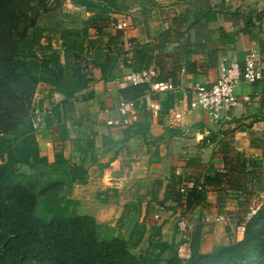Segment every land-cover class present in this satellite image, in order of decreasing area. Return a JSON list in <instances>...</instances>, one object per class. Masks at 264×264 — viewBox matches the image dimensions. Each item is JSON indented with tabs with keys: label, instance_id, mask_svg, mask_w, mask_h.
<instances>
[{
	"label": "crops",
	"instance_id": "1",
	"mask_svg": "<svg viewBox=\"0 0 264 264\" xmlns=\"http://www.w3.org/2000/svg\"><path fill=\"white\" fill-rule=\"evenodd\" d=\"M124 18L128 29L107 26L100 35L87 24L90 38H101L111 52L93 57L90 50L83 68L89 80L72 105L64 106L65 95L56 85L41 82L36 87L40 164L54 165L61 150L65 173L73 166L86 171L84 182L69 185L63 177L78 215L115 225L122 215L125 221L135 214L148 232L152 221L158 238L172 250L181 239L180 217L188 222L193 248L201 252L241 241L237 227L246 223L252 197L264 202V84L242 80L235 88L238 104L220 121L191 110L183 90L211 86L222 63L243 65L251 49L264 59V0H209L198 16L185 10L139 23ZM147 68L157 70L156 81H170L181 90L154 97L162 107L154 118L146 105L149 84L124 89V99L136 101L137 119L126 128L108 126L102 110L110 98H123L116 80ZM174 112L182 114L177 126L171 125ZM61 124L66 126L63 142ZM189 181L204 183L202 199L188 204L181 195L177 201L179 187Z\"/></svg>",
	"mask_w": 264,
	"mask_h": 264
},
{
	"label": "trees",
	"instance_id": "2",
	"mask_svg": "<svg viewBox=\"0 0 264 264\" xmlns=\"http://www.w3.org/2000/svg\"><path fill=\"white\" fill-rule=\"evenodd\" d=\"M93 1L74 0L88 9L94 7ZM61 2L0 0V156L5 159L0 164V264H159V256L169 251L168 244L158 238L159 228H154L150 237V245L158 253L148 259L134 255L119 231L121 219L115 228L98 224L90 215L70 214L68 208L76 206L75 201L54 196L57 186L63 185V177H68L69 185L75 180L84 182L86 171L82 167L73 166L65 173L61 150L55 153L52 166L38 160L40 149L32 124L36 87L41 82L56 85L65 95L64 106H70L89 80L83 69L68 72L67 48L61 55L51 45L36 42L43 53L40 58L26 41L40 11ZM100 18L104 23L108 19L103 14ZM95 22L90 24L100 35L107 25ZM132 87L138 86L125 89ZM121 91L124 98V89ZM52 114L51 118L57 119L55 112ZM65 132L66 126L61 124V142ZM22 166H28L33 174H21ZM181 197L179 193L177 201ZM186 199L188 204L196 203L202 194L192 191ZM191 250L186 264H264V202L245 223L241 241L207 253L197 252L193 246ZM171 252L164 264H183L175 250Z\"/></svg>",
	"mask_w": 264,
	"mask_h": 264
},
{
	"label": "rangeland",
	"instance_id": "3",
	"mask_svg": "<svg viewBox=\"0 0 264 264\" xmlns=\"http://www.w3.org/2000/svg\"><path fill=\"white\" fill-rule=\"evenodd\" d=\"M208 2L209 0H94V7L88 9L77 5L74 0H62L58 6L47 5L44 11H40L36 24L28 29L26 33V41L30 42L31 47L40 58L43 57V53L36 47V42H40L41 46L51 45L53 48L58 49L61 55L67 48L69 61L71 62L68 72L73 74L74 70L84 68L85 63L88 62L90 50L93 57L111 52L110 47L105 46L101 38H90L87 24L94 22V19L96 20L94 24L99 26L106 24L112 30H115L113 24L124 17H130L136 23H139L146 22L153 16H160L162 19L167 18L170 11L184 12L190 10L198 16L200 13L205 12ZM101 14L108 18L106 23L100 18ZM83 73H85L84 69ZM20 173L32 175L33 170L28 166H22L20 167ZM19 178L22 179V177ZM61 179L63 180V178ZM261 186L264 188V181ZM55 190L54 196L68 199L69 186L59 184ZM76 206H70L68 212L77 214ZM135 217V214L130 215L124 221V215H122L120 225L117 223L108 225L98 221L97 223L112 228L119 225V231L128 240L131 252L134 255L142 259L153 258L158 253V250L150 245V237L154 235L152 228L155 226L153 227V222L149 221L151 227L148 232L135 221ZM171 251L172 249L169 248V251L160 255L158 263L164 264L163 261L172 254ZM196 251L201 252L199 249Z\"/></svg>",
	"mask_w": 264,
	"mask_h": 264
},
{
	"label": "built area",
	"instance_id": "4",
	"mask_svg": "<svg viewBox=\"0 0 264 264\" xmlns=\"http://www.w3.org/2000/svg\"><path fill=\"white\" fill-rule=\"evenodd\" d=\"M129 27L130 24L126 18L114 23V28L117 31H124ZM157 75L158 72L155 68H147L139 72H129L116 80V84L120 89L149 84L150 91L146 96V105L149 113L154 118H157L162 110L160 103L154 97L159 94L167 92L174 93L181 90L179 86L174 85L170 81H156L155 78ZM242 80L246 84H252L258 81L264 84V59L256 49L248 51L243 65L236 60H229L222 63L220 66V75L217 81L211 86L195 84L190 88L184 89L183 95L189 99V108L191 110H203L213 121H220L223 113L230 111L238 104L235 88ZM248 99V97H244L243 101L248 102ZM109 102L102 110V113L108 116L106 120L108 126L126 128L136 121L137 111L135 100L121 98L118 101H114V99L110 98ZM48 113L53 116L52 111ZM38 114L39 112L35 111L32 115V124L35 129L39 123ZM181 118L182 114L180 112H174L171 125L177 126ZM192 191L203 193L205 191L204 183L195 181L185 182L178 190L183 196H187ZM261 205L262 202L258 195H254L248 208L246 222L256 215ZM155 218L157 219L158 216H155ZM224 218V216H218L217 220H224ZM205 221L209 222L210 220L207 217ZM176 226L181 239L174 250L177 258L182 263H187L192 256V243L188 230V222L185 218L180 217L176 222ZM237 231L244 235L245 224L238 226Z\"/></svg>",
	"mask_w": 264,
	"mask_h": 264
}]
</instances>
